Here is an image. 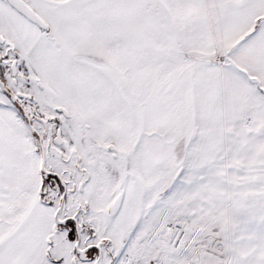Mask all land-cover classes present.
Here are the masks:
<instances>
[{"label": "snow or ice", "instance_id": "obj_1", "mask_svg": "<svg viewBox=\"0 0 264 264\" xmlns=\"http://www.w3.org/2000/svg\"><path fill=\"white\" fill-rule=\"evenodd\" d=\"M0 264H264V0H0Z\"/></svg>", "mask_w": 264, "mask_h": 264}]
</instances>
